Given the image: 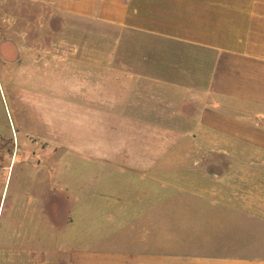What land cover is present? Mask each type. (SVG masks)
Listing matches in <instances>:
<instances>
[{
	"label": "crops",
	"instance_id": "0c3cea01",
	"mask_svg": "<svg viewBox=\"0 0 264 264\" xmlns=\"http://www.w3.org/2000/svg\"><path fill=\"white\" fill-rule=\"evenodd\" d=\"M27 2L108 29L111 43L98 61L101 72L89 70L88 76L134 85L114 99L139 119L143 106L151 108L147 124L154 129L184 132L200 148L230 149L223 157L232 183L215 175L213 186H206L212 179L204 177L205 186L199 187L109 189L102 203L72 198L76 202L64 208L57 229L45 214V197L57 192L52 188L57 184H48L41 173L23 174L18 180L32 182L13 190L7 251L0 259L6 264H264V0ZM139 119L129 124L138 126ZM76 179L72 176L70 195L77 197ZM51 206L56 215L61 205Z\"/></svg>",
	"mask_w": 264,
	"mask_h": 264
},
{
	"label": "rangeland",
	"instance_id": "374dc122",
	"mask_svg": "<svg viewBox=\"0 0 264 264\" xmlns=\"http://www.w3.org/2000/svg\"><path fill=\"white\" fill-rule=\"evenodd\" d=\"M109 35L100 25L62 17L41 2L0 0V256L7 251L13 190L32 182L18 180L23 174L41 173L48 184H57V192L45 197L47 220L57 229L65 207L102 203L109 189L199 187L204 177L213 186L215 175L232 183L223 157L230 149L200 148L184 132L154 129L147 124L151 108L143 106L139 119L114 99L134 85L88 76L89 70L101 72L98 61ZM103 96L112 99L98 98ZM137 119L138 126L129 124ZM72 176L77 197L70 195ZM17 196L22 199V192ZM55 203L63 207L56 215Z\"/></svg>",
	"mask_w": 264,
	"mask_h": 264
}]
</instances>
